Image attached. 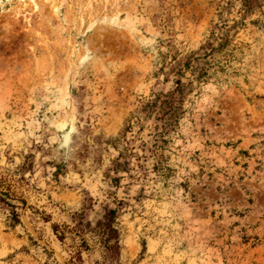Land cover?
Masks as SVG:
<instances>
[{
  "label": "rangeland",
  "instance_id": "1",
  "mask_svg": "<svg viewBox=\"0 0 264 264\" xmlns=\"http://www.w3.org/2000/svg\"><path fill=\"white\" fill-rule=\"evenodd\" d=\"M0 192V264H264V0H0Z\"/></svg>",
  "mask_w": 264,
  "mask_h": 264
},
{
  "label": "trees",
  "instance_id": "2",
  "mask_svg": "<svg viewBox=\"0 0 264 264\" xmlns=\"http://www.w3.org/2000/svg\"><path fill=\"white\" fill-rule=\"evenodd\" d=\"M245 1L248 2V0H245ZM208 45L210 46V49L213 50V46H211V44H209V43H208ZM7 197H8V195L6 193L0 192V202H3L6 205H9L12 208V210H11V219H12L13 223H16L19 220H18V217H17V213L14 210L15 205H12V204L8 203L6 201V198ZM113 216H114V210H112V209H109L108 213L105 214V222H104V225H105V227L108 228V236L106 238L107 240H109L111 237H114V235L116 233V230L114 228L110 227V223L113 220ZM54 230L56 231L57 229L54 228ZM107 247H109V249H113L112 245H108L107 244Z\"/></svg>",
  "mask_w": 264,
  "mask_h": 264
}]
</instances>
